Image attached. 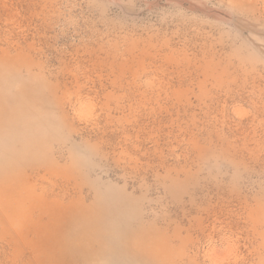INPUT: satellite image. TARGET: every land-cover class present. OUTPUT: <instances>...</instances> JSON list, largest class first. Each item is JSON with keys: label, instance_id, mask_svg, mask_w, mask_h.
Here are the masks:
<instances>
[{"label": "rangeland", "instance_id": "obj_1", "mask_svg": "<svg viewBox=\"0 0 264 264\" xmlns=\"http://www.w3.org/2000/svg\"><path fill=\"white\" fill-rule=\"evenodd\" d=\"M0 264H264V0H0Z\"/></svg>", "mask_w": 264, "mask_h": 264}]
</instances>
